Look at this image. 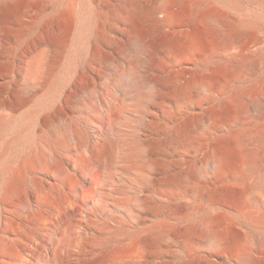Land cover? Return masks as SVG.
Returning <instances> with one entry per match:
<instances>
[{
  "label": "rangeland",
  "instance_id": "1",
  "mask_svg": "<svg viewBox=\"0 0 264 264\" xmlns=\"http://www.w3.org/2000/svg\"><path fill=\"white\" fill-rule=\"evenodd\" d=\"M16 1L30 9L10 24L13 35L0 37V264L174 262L173 232L206 218L247 232V256L263 259L255 233L264 229V204L245 193L264 182V0H175L204 41L186 65L214 80L184 102L180 82L144 79V49L122 19L127 1L142 0L117 5L116 17L107 13L116 0H76L62 59L38 74L31 63L43 29L75 0H0V10ZM213 8L229 28L206 18ZM164 34L156 28L154 37ZM133 56L138 83L107 61ZM179 59L160 53L155 77ZM173 182L188 194L175 196ZM197 186L207 193L197 196Z\"/></svg>",
  "mask_w": 264,
  "mask_h": 264
},
{
  "label": "bare ground",
  "instance_id": "2",
  "mask_svg": "<svg viewBox=\"0 0 264 264\" xmlns=\"http://www.w3.org/2000/svg\"><path fill=\"white\" fill-rule=\"evenodd\" d=\"M92 1L96 4H108L110 0ZM126 1L116 0L115 5L106 6L108 15L116 17L118 14L116 6L125 4ZM198 1L196 0V2ZM27 9H30V6L23 1H16L0 10V37L2 40L13 35L9 28L10 24L17 20L21 11ZM124 12L125 15L122 19L130 27L128 31L129 40L137 41L144 49V79L148 83H154L155 86H158L161 82L165 84H169L172 81L180 82L181 87L176 97L180 102L187 100L192 90L207 91L212 88L214 83L211 77L212 74L199 73V75H191L192 68L186 65L187 58L196 54L203 47L204 41L199 33L189 23L185 22L183 15L177 10L175 0H142V6L127 1L124 6ZM207 16L212 18L217 25L219 23L227 28L230 26L227 19L219 18L216 8L208 12L206 18ZM76 17L77 3L75 0L71 1L68 7L54 18L47 21L43 29V35L37 44L42 47V50L33 57L31 63V69L34 74H38L42 68L48 71L60 62L65 48L70 42L71 31L75 25ZM156 28L164 30L165 34L163 37H154ZM99 32H101V26H99ZM127 46L125 43L117 44L121 53L127 51ZM160 53L178 56L180 59L173 63L159 79L155 77L154 70L159 63ZM110 60L116 67V73L138 83L140 57H127L125 63L121 59L107 58V61ZM2 71L3 68L0 67V73ZM78 86L80 91L86 90L89 87V82L85 80ZM121 94L124 95V93ZM77 96V94H72L70 99L75 102ZM19 97L22 100L26 99L23 92H21ZM116 118L117 114L115 113L110 116L109 128L116 126ZM212 119L216 121L219 117L215 114ZM181 132L180 135L182 134ZM110 146L108 144L107 149H110ZM215 159L219 166H224L228 162L225 151H218ZM22 181V174H18L12 182V187H18ZM178 187V183L173 182L172 191L175 196L181 192ZM204 193H207L205 187H196L195 194L197 196H201ZM183 194L186 195L188 193L186 191ZM210 196L217 198L219 195L210 193ZM245 196L258 204H264V182H257L253 191H247ZM257 220L264 222V215H259ZM247 234L244 230L224 227L215 218H206L194 225L184 226L175 230L172 234L173 249L171 252L178 260L160 264H224L222 260L226 257L230 260H235L238 264H264V258H255L252 262L247 256L245 252L247 246L241 245L243 238ZM255 235L264 245V229L257 231Z\"/></svg>",
  "mask_w": 264,
  "mask_h": 264
}]
</instances>
